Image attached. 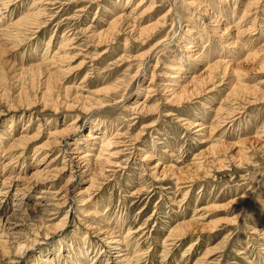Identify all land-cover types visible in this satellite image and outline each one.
<instances>
[{
  "label": "rangeland",
  "instance_id": "374dc122",
  "mask_svg": "<svg viewBox=\"0 0 264 264\" xmlns=\"http://www.w3.org/2000/svg\"><path fill=\"white\" fill-rule=\"evenodd\" d=\"M2 187L0 264H264V0H0Z\"/></svg>",
  "mask_w": 264,
  "mask_h": 264
},
{
  "label": "bare ground",
  "instance_id": "6f19581e",
  "mask_svg": "<svg viewBox=\"0 0 264 264\" xmlns=\"http://www.w3.org/2000/svg\"><path fill=\"white\" fill-rule=\"evenodd\" d=\"M6 2V1H5ZM9 3V2H8ZM8 3H3V5L5 6V7H8ZM256 3V2H255ZM253 5V4H252ZM256 11V10H255ZM4 15V14H3ZM120 18V17H119ZM254 18H255V16H254ZM243 20V19H242ZM19 21V20H18ZM23 24V23H22ZM253 24V23H252ZM23 26V25H22ZM205 28V27H204ZM189 30V29H188ZM60 47V46H59ZM257 49V48H256ZM253 51H255V50H253ZM257 53V52H256ZM55 56V55H54ZM56 57V56H55ZM246 58V57H245ZM53 61H55V60H53ZM52 61V62H53ZM35 62V61H34ZM53 65H54V63H53ZM236 65V64H235ZM214 73V72H213ZM115 102V101H114ZM75 132V131H74ZM90 136V135H89ZM96 136H98V135H96ZM107 136V135H106ZM98 137H100V136H98ZM28 138V137H27ZM94 139V138H93ZM75 140V139H74ZM72 142V141H71ZM103 142V141H102ZM108 143V142H107ZM112 143V141H109V145ZM92 147V146H91ZM73 156V155H72ZM71 156V157H72ZM90 158V157H89ZM88 161V160H87ZM54 162V161H53ZM64 163V162H63ZM97 163V162H96ZM158 166V165H157ZM48 167V166H47ZM45 169V168H44ZM49 169H51L50 167H49ZM118 169V168H117ZM46 175V174H45ZM48 176V175H47ZM44 177V176H43ZM42 177V178H43ZM49 178V177H48ZM47 179V178H46ZM105 182V181H104ZM6 189V188H5ZM23 190L20 188V189H18V193L17 194H20L21 192H22ZM9 194V193H8ZM7 195V191H5V190H3V187L1 188V192H0V196H2V197H5ZM42 198H46L44 195H42L41 196ZM39 203V202H38ZM19 213V212H18ZM17 214V213H16ZM11 217V216H10ZM124 236V235H123ZM20 247V248H19ZM18 248L20 249V251H22L23 250V247L24 246H19ZM22 249V250H21ZM26 251V250H25ZM21 254V253H20ZM10 256V255H9ZM15 257V256H14ZM206 259V258H205ZM14 261V260H13ZM47 261H49V259H48V257H46L45 259H43V262H41L42 264H44V262H46L47 263Z\"/></svg>",
  "mask_w": 264,
  "mask_h": 264
}]
</instances>
